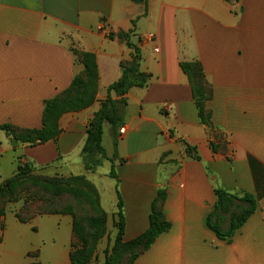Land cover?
I'll use <instances>...</instances> for the list:
<instances>
[{"label": "crops", "instance_id": "crops-1", "mask_svg": "<svg viewBox=\"0 0 264 264\" xmlns=\"http://www.w3.org/2000/svg\"><path fill=\"white\" fill-rule=\"evenodd\" d=\"M132 21L131 42L150 83L125 96L124 124L115 132L105 124L102 145L106 165L118 159L114 188L124 202L125 241L148 229L151 203L164 184L172 225L135 264H264V0H147V6L132 0H0V127H42L45 102L83 71L73 49L94 54L99 71L95 103L65 114L56 140L14 146L0 130V186L20 163L68 177L87 171L82 150L88 125L121 77L120 63L134 53L109 35L128 33ZM187 62H200L213 87L212 122L228 136L227 154L210 147L180 66ZM216 189L257 203L228 239L207 225ZM16 214L7 209L2 218L0 264L33 263L28 254L35 251L41 264H71V216L21 223Z\"/></svg>", "mask_w": 264, "mask_h": 264}, {"label": "trees", "instance_id": "trees-1", "mask_svg": "<svg viewBox=\"0 0 264 264\" xmlns=\"http://www.w3.org/2000/svg\"><path fill=\"white\" fill-rule=\"evenodd\" d=\"M133 3L147 6V0H132ZM136 21H132V29L128 33L110 34L109 38L119 39L133 50V59L120 63L121 77L107 89L108 97L101 104L100 109L94 114L87 128L86 142L82 153L87 170H94L109 160L102 145L103 128L110 124L114 132L123 126L128 102L125 96L133 88H146L150 83V75L140 70V52L131 42L135 32ZM76 60L83 65V71L73 80L71 86L57 97L45 102L42 127L40 129H25L13 125H4L0 130L5 131L11 138L14 146H37L54 141L60 135V119L68 113L79 112L89 108L96 101L99 90V71L97 59L94 54L72 50ZM183 72L189 79L192 96L198 108L200 123L208 130L211 139L210 147L215 154H226L229 150L228 136L215 128L212 122V111L209 102L213 98V87L208 82L203 66L200 62L181 63ZM112 94L121 98L113 100ZM118 138L114 136V148L117 150ZM192 148H187V153L192 156ZM100 155L97 161L90 160L92 156ZM117 157V152L115 153ZM194 157V156H192ZM198 157H196L197 159ZM112 169L110 177L118 179L111 160ZM31 164H22L14 176L7 179L0 186V201L12 203L20 199L28 185L39 189L49 199H59L63 196H72L76 200L86 202L92 210L91 216L80 218L76 210L67 206L61 210H47L37 207L26 211L17 212L16 217L21 223H29L42 215H69L73 218V237L71 243V264H90L94 259L99 242L107 233V216L102 210L96 189L83 176L68 178H52L44 176L32 180L29 176L35 171ZM216 204L213 213L208 217V227L220 239L231 238L255 213L257 203L250 195L239 198L224 190L216 189ZM167 192L159 190L151 205L149 227L140 236L125 241L126 219L123 214L124 202L118 192V234L114 247L107 252L104 264H135L136 260L144 255L156 243L158 238L169 232L172 225L165 216V203ZM5 210L0 209V228H4L2 218ZM226 226V227H224ZM39 251L28 254L30 259H38ZM30 264H41L36 261Z\"/></svg>", "mask_w": 264, "mask_h": 264}, {"label": "rangeland", "instance_id": "rangeland-1", "mask_svg": "<svg viewBox=\"0 0 264 264\" xmlns=\"http://www.w3.org/2000/svg\"><path fill=\"white\" fill-rule=\"evenodd\" d=\"M110 34V33H109ZM107 139H110V133L105 132ZM229 151V150H228ZM227 154V153H226ZM166 155L164 154V157ZM100 159V155H95L90 158V160L97 161ZM115 162L118 161L117 158L114 159ZM163 161V158H162ZM107 161H103L102 165L96 167L94 170H87L78 176H83L85 180H87L97 191L99 197V203L102 210L106 213L107 216V233L105 237L99 242L97 251L94 259L90 264H104L106 259L107 252H110L114 247L115 240L118 234V200L115 191V184L119 181L118 179H114L110 177V172L112 166L106 165ZM119 163H124L122 160H119ZM53 167V166H52ZM116 171V164H115ZM56 171V170H55ZM54 170L49 169L47 171L37 170L33 171L30 174V178L35 180L36 178H41L44 176L52 177V178H68V176L57 174ZM56 173V174H55ZM160 190H165L167 192L166 185H162ZM152 205V203H151ZM71 206L76 210L77 215L80 218H87L91 216L92 210L89 205L80 200H76L72 196H63L59 199L53 200L47 198L39 189L31 187L28 185L27 190H25L20 197V199L16 202L7 203L0 201V209L3 208L5 212L7 209L12 210L16 209L17 212L25 209L26 211L33 210L37 207H45L47 210H61L64 207ZM123 214L125 216V210L123 208ZM150 214H151V206H150ZM149 214V218H150ZM126 219V217H125ZM149 227V220H148ZM35 238H38L36 234H32ZM44 235V231H42L41 236ZM125 240V239H124ZM33 262H36L38 259H33Z\"/></svg>", "mask_w": 264, "mask_h": 264}, {"label": "built area", "instance_id": "built-area-1", "mask_svg": "<svg viewBox=\"0 0 264 264\" xmlns=\"http://www.w3.org/2000/svg\"><path fill=\"white\" fill-rule=\"evenodd\" d=\"M163 109H167V106H163ZM124 132H125V128H122V129L120 130V133H121V134H124Z\"/></svg>", "mask_w": 264, "mask_h": 264}]
</instances>
